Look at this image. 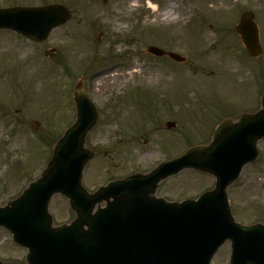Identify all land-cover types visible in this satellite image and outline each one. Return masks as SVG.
<instances>
[{
  "label": "rangeland",
  "instance_id": "rangeland-1",
  "mask_svg": "<svg viewBox=\"0 0 264 264\" xmlns=\"http://www.w3.org/2000/svg\"><path fill=\"white\" fill-rule=\"evenodd\" d=\"M171 3L174 11L166 15ZM52 4L67 8L70 19L45 42L0 30V207L45 170L55 143L75 121L72 95L80 79L99 112L86 142L95 152L84 170L89 193L148 174L164 159L209 141L225 118L261 107L264 0H0V10ZM245 11L255 14L259 27L258 58L248 55L235 31ZM152 46L187 62L155 57L147 53ZM169 122L176 127L167 129ZM258 149L257 161L229 189L235 220L245 225L264 224V140ZM214 185L211 175L186 170L163 181L156 195L196 200ZM49 212L55 226L75 217L60 194ZM27 252L0 227L1 262L27 264ZM230 256L226 242L211 264H230Z\"/></svg>",
  "mask_w": 264,
  "mask_h": 264
},
{
  "label": "water",
  "instance_id": "water-1",
  "mask_svg": "<svg viewBox=\"0 0 264 264\" xmlns=\"http://www.w3.org/2000/svg\"><path fill=\"white\" fill-rule=\"evenodd\" d=\"M69 19L70 12L60 5L0 10V29L44 42ZM254 19L252 12H245L236 26L253 58L262 54ZM147 52L186 62V58L156 47ZM73 98L76 121L54 145L40 178L0 208V227L13 234L15 243L28 248V264H211L227 240L232 242L231 264H264V224L236 223L227 196L242 168L259 157L257 143L264 139V92L258 111L224 120L208 145L189 149L149 175H134L94 194L83 187L82 175L95 156L86 142L98 114L82 80L76 84ZM185 169L214 175L215 189L197 202L169 203L155 197L162 180ZM58 193L69 199L75 213L70 224L55 226L49 213L50 200ZM103 201L105 208L100 206Z\"/></svg>",
  "mask_w": 264,
  "mask_h": 264
},
{
  "label": "bare ground",
  "instance_id": "bare-ground-1",
  "mask_svg": "<svg viewBox=\"0 0 264 264\" xmlns=\"http://www.w3.org/2000/svg\"><path fill=\"white\" fill-rule=\"evenodd\" d=\"M150 5H151V7H153L154 10L157 9V7H156L155 4H153V3L150 2ZM174 6L175 5L173 3L169 4L167 6V8L164 10L165 14L166 15L171 14L174 11Z\"/></svg>",
  "mask_w": 264,
  "mask_h": 264
},
{
  "label": "flooded vegetation",
  "instance_id": "flooded-vegetation-1",
  "mask_svg": "<svg viewBox=\"0 0 264 264\" xmlns=\"http://www.w3.org/2000/svg\"><path fill=\"white\" fill-rule=\"evenodd\" d=\"M166 58V57H165Z\"/></svg>",
  "mask_w": 264,
  "mask_h": 264
}]
</instances>
